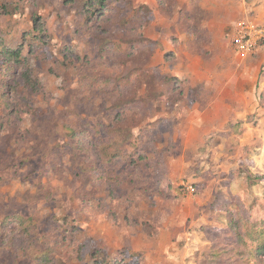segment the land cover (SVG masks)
<instances>
[{"label":"rangeland","instance_id":"1","mask_svg":"<svg viewBox=\"0 0 264 264\" xmlns=\"http://www.w3.org/2000/svg\"><path fill=\"white\" fill-rule=\"evenodd\" d=\"M105 3L0 0V264H264V0Z\"/></svg>","mask_w":264,"mask_h":264},{"label":"trees","instance_id":"2","mask_svg":"<svg viewBox=\"0 0 264 264\" xmlns=\"http://www.w3.org/2000/svg\"><path fill=\"white\" fill-rule=\"evenodd\" d=\"M89 5L96 6L97 8L96 12H98V14H96L95 16H101L103 14L102 12L105 11V7H106L105 0H89ZM33 25H34V31L38 33V36L42 35L44 32V28L42 27V24L40 23L38 17L34 18ZM22 50H23V46L21 45V47H18L16 49L6 50V52L3 51L4 52L2 53L3 54L2 57L4 61L3 68H4V72L5 73L7 72L8 74L10 73V69L13 68V66L22 69L24 82L27 85L31 86V84L33 83V79L29 67V61L24 56H22ZM28 53L33 54L35 53V51H32L31 53V51L28 50ZM249 184L251 186L252 182H250ZM255 205L261 207L264 214V197H263L262 200H260V202L256 200L254 201V203H252L251 206L246 208L243 211L244 215L249 214L253 210ZM227 227L229 228L231 233L235 236L237 243L240 245L243 244V238L245 232H248V237L252 246L251 249L250 248L248 249L251 250L249 251L250 256L254 258V260L264 259V219L261 222L251 223L249 219L246 220L244 218L243 220H241L239 216L236 217V215L232 212L227 217ZM24 231H26V228L24 229ZM18 233H21V229L18 231ZM7 238H8L7 233L3 232L0 228V244L6 245L9 241H7L5 244L3 243L5 242V240H7ZM214 254L216 255L215 258L219 259V253H214ZM238 256L242 257L243 253H239ZM37 260L39 264H47L48 262L52 261V259L49 258L48 255L41 256ZM112 264H118V263L116 260H113Z\"/></svg>","mask_w":264,"mask_h":264},{"label":"built area","instance_id":"3","mask_svg":"<svg viewBox=\"0 0 264 264\" xmlns=\"http://www.w3.org/2000/svg\"><path fill=\"white\" fill-rule=\"evenodd\" d=\"M264 39V27L242 24L233 37V46L239 55L245 56L253 51L259 39Z\"/></svg>","mask_w":264,"mask_h":264}]
</instances>
